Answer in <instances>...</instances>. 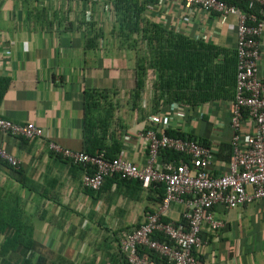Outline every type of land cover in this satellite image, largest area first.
I'll list each match as a JSON object with an SVG mask.
<instances>
[{
  "label": "crops",
  "instance_id": "1",
  "mask_svg": "<svg viewBox=\"0 0 264 264\" xmlns=\"http://www.w3.org/2000/svg\"><path fill=\"white\" fill-rule=\"evenodd\" d=\"M109 7L87 0H0V90L6 81L0 117L16 124L33 123L61 147L84 151V91L103 92L117 105V127L130 138H120L121 150L142 165L145 151L136 133L151 127L145 119L159 108L153 107L152 86L143 92L147 108L125 105L136 84L131 47L135 37L118 30L114 0ZM194 21L210 37L207 43L235 50L236 15L222 19L197 14ZM260 49L259 74L264 78V39ZM229 107L230 102L213 103L189 114L179 108L169 128L209 140L217 152L230 139ZM0 148L18 161L13 171L0 163V187L6 196L17 195L30 219L34 256L63 264H122L114 254L112 237L140 221L148 203L142 191L116 183L99 192L84 189L82 170L53 155L45 141L0 134ZM214 159L213 169L225 171L228 163L216 155ZM180 211L173 206L169 219L177 221ZM213 213L222 227L204 236L202 261L264 264V201L236 209L216 205Z\"/></svg>",
  "mask_w": 264,
  "mask_h": 264
},
{
  "label": "built area",
  "instance_id": "2",
  "mask_svg": "<svg viewBox=\"0 0 264 264\" xmlns=\"http://www.w3.org/2000/svg\"><path fill=\"white\" fill-rule=\"evenodd\" d=\"M87 1L91 5L102 3V7L108 9L112 0ZM246 3L247 11L222 0H149L145 3L148 18L157 19L163 27L172 28L175 33L187 34L194 41L206 43L210 37L201 24L195 23L197 14H214L222 19L236 15L238 18L235 93L229 107L231 160L225 171L213 169L215 159L211 148L164 133L169 128L172 114L180 107L171 103L160 110L161 107L154 105V90L151 99L153 107L159 110L145 119L151 127L136 133L137 143L145 151L142 165L131 162L123 150L108 159L104 150L87 154L63 148L33 123L16 124L0 117V134L45 141L53 155L82 166L81 186L86 190L99 192L105 178L110 176L139 181L144 194L153 183L164 185L161 203L146 205L154 207L155 212L149 214L145 208L139 222L117 231L112 237L115 256L122 257L128 264H158L146 256L141 257L140 249L163 259V264H205L200 256V250L207 244L204 236L222 227V222L213 213L214 206L236 209L264 201V78L259 74L260 40L264 39V0H246ZM255 8H258V14L252 12ZM174 13L175 20L171 23ZM138 39L137 49L144 54V43ZM151 76L152 72L147 69L144 91L152 86ZM143 92L138 104L145 109L148 103ZM124 102L133 105L130 98ZM110 130L119 140L130 139L124 129L117 127L115 119ZM164 150L189 156L194 164L189 167L184 163L163 162L160 153ZM0 160L14 169L18 167V161L2 148ZM173 206L181 209L180 218L175 222L169 219Z\"/></svg>",
  "mask_w": 264,
  "mask_h": 264
},
{
  "label": "trees",
  "instance_id": "3",
  "mask_svg": "<svg viewBox=\"0 0 264 264\" xmlns=\"http://www.w3.org/2000/svg\"><path fill=\"white\" fill-rule=\"evenodd\" d=\"M146 1L149 0H114L118 30L124 36L135 37L132 38L131 47L136 55V84L135 89L130 93L131 104L137 105L141 99L147 69L152 72V87L156 92L154 105L163 108L162 111L171 103H177L185 114L202 105L222 102L231 104L235 93L236 51L213 43L194 41L187 34L175 33L172 28L163 27L157 19L146 16ZM222 1L247 11L246 0ZM252 12L258 14V8ZM138 38L144 43V54L137 49ZM2 82H4L2 89L4 90L6 81ZM2 90H0V99ZM116 108L111 98L103 92L84 91L85 153L94 154L97 150H104L108 159L117 156L121 150V142L113 130H110L112 121L117 119ZM164 133L169 137L193 141L211 148L213 155L226 163L231 160L229 142L221 143L216 152L211 141L180 128H168ZM160 155L161 160L166 163L175 165L184 163L189 167L194 164L189 156L178 152L164 150ZM0 163L5 164L11 171L15 170L3 160H0ZM78 167L84 172L82 166ZM113 183L142 191L139 181L122 180L116 176L106 177L102 187H110ZM2 191L0 187V264H11V260L14 264H63L62 260H51L32 254L34 242L30 219L18 204L17 195L6 196ZM163 195L164 185L153 183L145 194V199L150 205L158 206ZM153 208L147 206L145 212L152 214L155 212ZM163 220L169 222L166 218ZM16 250L24 252L18 253L19 255L15 257L9 254ZM149 253L140 249L141 257L146 256L158 264L164 263L163 259ZM117 259L122 264H128L122 257Z\"/></svg>",
  "mask_w": 264,
  "mask_h": 264
},
{
  "label": "rangeland",
  "instance_id": "4",
  "mask_svg": "<svg viewBox=\"0 0 264 264\" xmlns=\"http://www.w3.org/2000/svg\"><path fill=\"white\" fill-rule=\"evenodd\" d=\"M173 217H175V216H173Z\"/></svg>",
  "mask_w": 264,
  "mask_h": 264
}]
</instances>
